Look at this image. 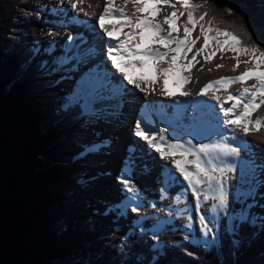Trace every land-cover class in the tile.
Masks as SVG:
<instances>
[{
	"label": "trees",
	"instance_id": "16d2710c",
	"mask_svg": "<svg viewBox=\"0 0 264 264\" xmlns=\"http://www.w3.org/2000/svg\"><path fill=\"white\" fill-rule=\"evenodd\" d=\"M36 1L0 0V42L14 10L40 9ZM194 2L202 5L197 14L208 13L205 21L215 17L222 30L264 48V0ZM34 55L24 40L0 47V264L67 262L73 253L86 256L82 264H264V254L257 253L258 224L240 228V235L250 239L245 246H234L224 231L220 245L175 240L159 253L150 249L157 237L138 231L137 237L126 234L117 242V254L110 256L107 248L98 247L99 253L91 256L90 245L97 241L85 242L83 237L100 221L88 215L79 189H63L80 184L87 172L75 159L87 117L78 110H62L65 98L52 93L54 82L39 68V61L32 65ZM252 116L264 117V105Z\"/></svg>",
	"mask_w": 264,
	"mask_h": 264
},
{
	"label": "snow or ice",
	"instance_id": "6c2138e0",
	"mask_svg": "<svg viewBox=\"0 0 264 264\" xmlns=\"http://www.w3.org/2000/svg\"><path fill=\"white\" fill-rule=\"evenodd\" d=\"M79 2H82V0H75V2L74 0H68L73 10H78ZM128 2L129 0H125V5ZM131 2L134 11L128 12L125 11L124 7H115L113 0H107L98 21L103 33L109 37L107 56L112 59L114 66L121 73H124V79L127 80L128 84L134 85L140 91H146L147 89L142 87L145 81L143 79H132L125 69L137 66L140 68L149 67L164 81L165 87L161 94L172 95L166 89L167 77L169 74L176 72L182 83H189L191 77L183 73L189 72L195 66L193 62L199 63L197 56L203 55L204 60L210 62L217 51H232L237 53L235 57L236 65L239 66L242 62L240 54H243L249 58L243 62L254 64V67L247 68L238 76L222 77L209 82L201 89L200 95L207 94L209 89L216 86H222L227 91L231 84L241 83L244 86L238 93L227 95V101H233L228 107L224 106L225 102L221 100L219 95L213 96V99L220 102V108L225 117L220 123L222 126H227L233 130H241L245 134L264 127V117L253 119L252 116L264 105V48H261L255 41L251 44L243 43L242 38H238L239 33L222 30L214 23L215 17L205 21L208 13L197 14L202 5L195 3L194 0H179V8L171 0H131ZM160 5H168L176 9L170 15L165 16L163 22L155 19L161 11ZM79 10L82 11V9ZM227 11L229 14L232 13V9ZM143 12H147V14L141 15ZM185 13L187 14L186 22L178 24ZM85 15L87 14L85 13ZM116 17L127 21L120 27L128 28V31L123 34L124 39H117L115 43H112L114 32L105 26L104 21L107 18ZM164 25H167V28ZM197 25H199L200 36L193 38V32ZM181 29L183 31L182 37L179 35ZM213 32L215 34L210 36L209 33ZM201 37H203V45L189 59V53L193 52ZM220 37H225V39L221 40ZM249 37H251L250 33ZM73 40V36L68 37L69 42ZM210 40L214 41L216 45V48L211 51H209ZM229 40L232 42H229ZM114 49H119L115 55L113 54ZM71 50L72 46L70 45L67 51L71 52ZM94 53L95 49L91 47L84 50L78 49L72 55H68L66 52L63 58L56 59L57 67L53 68L52 71H58L72 61L76 62L73 65V69H75L77 65L90 59ZM117 57H120V59H117ZM125 57L129 59L127 64L122 63ZM185 61L187 62L185 63ZM217 67H222V65H217ZM233 71H235V68ZM249 80H254L255 83L249 85L246 83ZM147 83H155V77ZM216 90L219 91L220 88L216 87ZM121 92L122 89L119 86H114L107 75L97 68L82 75L77 87L65 97L61 108L65 112L78 110V114L82 118H99L102 112H106V108L98 107V105L115 98ZM180 95L188 96L190 93L182 91ZM112 114L115 115V112ZM134 135L140 137L151 149L159 153L161 159L180 157L173 160V167L183 175L184 181L190 187L195 197L196 209L199 211L204 201H213L210 207L212 219L218 220L221 214L227 217L228 226L226 231L228 233L236 235L244 224L255 226L258 221L261 227H264V216L254 214L251 211L255 206V201L253 200L252 203L247 202V199L255 195L254 186H250L245 193L241 191L239 185L227 183V181L233 179L229 176V173H236L237 168L234 164H226L224 160H221V157H239L241 152V148L229 143L227 137L214 143H193V140H186L182 143L183 138L175 136L172 140H169L167 129L157 130L143 117L135 121ZM108 143L109 141L84 143L81 146L79 155L82 158L92 155ZM189 157H193V159ZM132 164L133 161H126L125 168L121 171L119 177L124 190L132 194L125 196L121 215L133 204L135 206L131 207L132 212H138L140 207L138 203L140 190L135 186L130 172ZM225 164L226 166H221ZM190 165L194 166L192 170L189 168ZM249 168L253 170L260 168L264 171V164L257 165L255 160H250ZM260 183L264 184V181ZM205 185L206 187H203ZM233 191L235 192L234 196ZM233 200L238 203L243 202L244 206L238 212H234L232 209ZM176 201L177 203L180 202L179 196H177ZM261 207H264V205H261ZM189 220H191V217H189ZM199 221L206 236L209 232H213L215 226L210 227L211 221L205 213L201 212ZM186 227L191 229V223L187 224ZM185 238L187 239V237ZM215 242V237L211 241L205 240L206 244H214ZM232 243L234 246H239L238 240H233Z\"/></svg>",
	"mask_w": 264,
	"mask_h": 264
},
{
	"label": "bare ground",
	"instance_id": "6f19581e",
	"mask_svg": "<svg viewBox=\"0 0 264 264\" xmlns=\"http://www.w3.org/2000/svg\"><path fill=\"white\" fill-rule=\"evenodd\" d=\"M106 4L107 0H82V2L78 3V10H73L68 2H63L60 6L58 5L56 7L60 10L59 27L55 29L57 33L61 31V38L59 40L65 36L63 35L65 29H62L63 26L61 25L66 24V26L74 28V34L71 36L78 37V44H80V47L83 43L86 44V46L84 45L80 50L89 47L95 49L94 55L76 66L75 69H73L75 61L70 62V66V63H68L67 66L73 70L71 71L70 78L75 81V88L83 74L99 68L102 73L107 72V77L114 86H119L122 89L120 95L105 101L102 105H98V107L106 108V112H102L99 118H91L84 131L86 136L85 141H87V143L109 141V143L102 146L98 152L85 157L91 169L90 172H92V174L86 178L92 188L91 191L87 192V197L93 202L95 209L105 211L104 208L109 207L107 210H112V217L115 218L114 216H117L121 212L125 196L132 195L124 190L119 179L121 171L125 168V162L131 160L133 164L130 172L135 186L140 190L138 201L140 206L146 199V196L143 195L144 193L140 189V185L146 188L145 191L148 190L150 195H155L154 198L157 199V202L161 204V206H166L168 201L163 200L160 194L162 192L164 193V191H168L170 194V201L178 208L184 204L181 203L182 198L187 199L186 202L195 212V216L197 217L196 223L199 224L200 227L199 215L201 212L205 213V211H203L204 203L202 202L201 209L198 211L196 209L195 197L190 187H188L187 182L184 181L183 175L173 167V160L179 159L180 157L175 156L161 159L159 153L151 149L140 137L134 135V124L137 119L143 117L155 129H167L169 140H172L174 136L182 137V143L186 140H193V143H203L204 139H208V137L211 136L209 135L211 132V134L215 136L219 135V137H217L219 141L227 137L228 142H231L233 146L240 143L245 144L249 151V157L245 159L248 164L250 160H255L257 165L264 164V127L245 134L241 130H233L227 126H222L220 121L225 119V117L220 108V102L213 99L214 95H219L221 100L225 102L224 106L228 107L233 101H227V95L229 93H238L244 85L241 83H233L228 87L227 91H225L222 86H216L220 88L219 91L216 90V87H213L208 90L207 94L200 95L201 89L209 82L218 80L222 77L238 76L247 70V68L254 67V64H245L243 61H247L249 58L246 55L240 54V60L242 62L237 66L235 58L237 53L232 51H217L210 62H206L203 55L197 56L199 63L193 62L195 66L189 72L183 73L191 77L189 83H182L176 72L169 74L167 77L166 89L167 92L172 95L161 94L165 87L164 81L159 78L151 68L145 67L137 70H135V67L126 68L125 71L129 77L132 79H143L145 81L142 87L147 90L140 91L135 88L134 85L128 84L127 80L124 79V73H121L114 66L112 59L107 56L109 37L103 33L98 23L99 17L103 13ZM113 5L117 8L124 7L125 11L128 12L134 10L131 0H129L127 5H125V0H113ZM79 9H82V11ZM85 13L87 15H85ZM144 13H141V15H146V13ZM61 19H63V21H61ZM126 22V20H121L119 17L105 19V26L114 32L112 43H115L117 39H124L123 34L128 31V28H121L120 25ZM34 31H36L41 38L49 40V44H47L49 50L46 51L48 55L45 56L46 66L51 63L54 64L57 57L63 58L66 52L68 53V49H65V52L55 56V50L59 48L58 44H60L61 41L52 42V40L49 39L53 36V34H49L53 32L52 29L46 31L34 28ZM195 36H200V31H197ZM68 43L69 41L67 44ZM71 44L72 49H78L77 43L72 41ZM53 45L55 48L50 50ZM202 45L203 37L200 38L193 52L189 53V59ZM215 48V45L209 44V51ZM43 53L41 52V54ZM113 54L115 55L116 52L114 51ZM117 59H120V57H117ZM186 62L187 61H185V63ZM122 63H129L128 57H125ZM217 65H222V67L218 68ZM102 66L105 68L104 70H102ZM234 68L235 71H233ZM153 77H155V83H147V81L151 80ZM60 81H62V79ZM66 83L71 86V82ZM246 83L251 85L255 83V81L249 80ZM62 87H65V85H62ZM182 91H186L190 93V95L182 96L180 95ZM147 106L159 108L165 117L163 116L162 119L151 118L146 112ZM113 112H115V115L112 114ZM233 137H235V139H233ZM157 139H159V137H157ZM190 158L193 159V157ZM237 159L238 157H221V160H224L226 164H234L235 161L237 162ZM190 166L189 168L192 170L194 166ZM140 172H142V175H140ZM252 173L254 178L253 186L261 187V189L259 188L260 192H256V199L261 206L264 205V184L260 182L264 181V171L260 168H256ZM230 176L233 177L230 183L232 185H239L238 175L236 173H231ZM177 196L180 197L179 203L176 201ZM260 196L262 197L259 199ZM113 206L116 207L114 210L112 209ZM132 206H135V204L129 206L124 213L127 215H122L121 221L126 226L125 229L129 228V223L135 221V223L139 222L140 224L142 220L138 212L131 211ZM256 207L257 206L254 207L255 210L260 211L264 216V207H257V209ZM171 210V208L168 209V211ZM172 217L173 215L171 212L169 217L162 219L163 221L160 219L154 221L150 225V229L157 233L158 231H165V228L173 225ZM183 218H181L179 222H181ZM136 220L138 221L136 222ZM226 221H228V218ZM104 226L108 227L109 223H105Z\"/></svg>",
	"mask_w": 264,
	"mask_h": 264
},
{
	"label": "rangeland",
	"instance_id": "374dc122",
	"mask_svg": "<svg viewBox=\"0 0 264 264\" xmlns=\"http://www.w3.org/2000/svg\"><path fill=\"white\" fill-rule=\"evenodd\" d=\"M63 2H68V0H63ZM61 0V3H63ZM171 2L173 4L177 5V8L180 7L179 4V0H171ZM60 0H39L36 1V4L41 5L40 9L34 8V7H18L17 9H15V16L11 19V24H9V26L6 27V32H4V40H1L0 42V47H2V49L7 48L11 42L19 41V40H24L27 45H29L30 47L32 46L34 48L35 51V55H34V61L32 62V65H35V63L37 61H39L41 64H39V68H42V71L47 73L48 72V76L49 79L51 81L54 82L53 85V89H52V93L55 95V97L57 96H61L62 98H65L68 94L71 93V90L74 89V84L75 82L70 78L71 72H70V68L69 66L71 65V63L69 64V66L65 65L63 68L61 69H67L65 70V74H63V71L60 70L58 71H52L53 68L57 67L56 62L54 64H50L48 66H46V62H45V56H47L48 52H46L47 50H49L47 47L49 44V40L46 38H41L36 31H34V28L40 29V30H49L52 29L53 32L49 33V34H53V36H51L49 39L52 40V42L54 41H61L59 45V48L61 47L62 43H66L68 42V37L71 36L72 34H74V28L71 26H66V24H63L61 26H63L62 29H65V32L63 35H65L61 40H59L61 38V31H59V33H57L55 31V29L57 27H59L58 21L60 20L59 18V8H56L58 5H61ZM161 7V11L160 13L155 17V19H157L160 22H163V19L165 16L170 15L173 11H176V9L168 6V5H160ZM35 12V13H39V17H30V14H32L31 12ZM38 11V12H37ZM134 11V10H133ZM58 12V13H57ZM144 13V12H143ZM147 14V12H145ZM144 13V14H145ZM179 15V13H178ZM186 15V13H185ZM185 15L182 16L180 18V20L178 21V24H183L184 22H186ZM61 21H63V19H61ZM165 28H167V25H164ZM61 30V29H60ZM200 31L199 30V26L196 27L195 31L193 32V38H195L196 36V32ZM215 33H209V35H214ZM175 35V33H174ZM179 35L182 37L183 36V31L181 29ZM67 39V40H66ZM221 40H224L225 37H220ZM50 40V41H51ZM65 41V42H64ZM199 42V41H198ZM197 42V43H198ZM229 42H232L231 40H229ZM210 45H215L214 41H209ZM196 46V45H195ZM216 46V45H215ZM227 47V46H225ZM55 50V56L61 54L60 52H58L59 50ZM38 51V53H37ZM41 52L43 54H41ZM54 52V51H53ZM40 53V54H39ZM58 58V57H57ZM44 66V67H43ZM67 66V67H66ZM75 73V72H74ZM61 76V77H60ZM78 77V76H77ZM62 79V81H60ZM65 82V83H64ZM66 82H71V86L70 84L68 85ZM67 84V85H66ZM62 85H65V87H62ZM91 118H86L85 121V126L82 129V131H80V139L81 142L85 143L87 141L86 140V136H85V130L86 127L88 125V123L90 122ZM263 128V127H260ZM239 131V130H238ZM217 137H219V135L215 136L214 134H211V136L208 137V139H204L203 143H214L216 142ZM217 141H219L217 139ZM231 143V142H229ZM247 157H249V151L248 149L241 150L240 155L237 159V162H234V166L237 168V172L236 174L238 175V184L240 186V189L242 192H247L248 188L250 186H253L254 183V178H253V173H252V169L249 168V164L247 163V161L245 159H247ZM190 158V157H189ZM78 162H80L81 164L85 165L86 171L85 174L82 176L80 184L78 183V185H70V186H64L63 189L65 192L67 191H76L77 189H79L82 193V202L84 203L85 206H87V213L89 216H91V218H97L100 222L98 223V225H95L92 230L90 229V231H87L85 233V236L83 237V240L85 242H89L90 240H96V246L90 245V249L89 253L91 256L96 255L97 253H99V248L98 247H105L107 248V250L109 251V255H115L117 254V242H119L121 240V238L124 236V234L129 233L130 235H132L133 237H135L134 235L136 234V230L137 229H141L143 231H145L147 233V231L149 230L150 226L149 224L153 223V221L159 220V219H164L169 217V214L172 212V223L173 225L171 227H167L165 229V231L158 233V234H152L154 236L159 237V239H162L166 242H170L175 239H181V238H185L186 236H192V235H198L201 238V243H205V240H209L211 241L214 237L216 239V243H219V238H218V233L219 230H221L222 226H224V228H227L228 226V221H226L227 217H224L223 214H221L220 218L217 219H212V213L210 212V207L211 204L213 203V201L209 200V201H204V205H203V211L206 212V215L208 216L209 220L211 221V225L215 226L213 232H209L207 234V236L205 235V233L202 230V226L199 224H197V217L195 216V212L190 208V206L188 205V203L186 202L187 199L186 198H182L181 203H184L183 206L181 205V207H177L175 204H172V202L170 201V194L168 191H164V193L162 192L161 198L165 201H168V203L166 204V206H161V204H159L157 202V199L154 198L155 195H150V192L148 190L145 191L146 188H144L143 186H141L140 184V189L143 191V195L146 196L145 202L143 204H141V206L139 207V211H138V215L139 217H142L141 223H135L131 222L129 223V228L125 229L126 226L122 223L121 219H122V215L125 216L127 214H118L117 216H114L115 218L112 217V210H107L109 207H105L104 210L107 212L105 213V211H102L100 209H95L93 202H91L88 197H87V192L91 191V186L88 182L87 176H90V174H92V172H90V167L88 165V161L87 159L84 157L82 158L80 155L75 158ZM191 159V158H190ZM219 163V161H217ZM248 164V165H246ZM190 167H193L192 165ZM89 174V175H88ZM140 175H142V172H140ZM139 175V176H140ZM231 175V173H229V176ZM139 182V181H138ZM231 180L227 181V183H229L230 185H232ZM203 187H206L203 186ZM261 187H254V191H255V195L252 198L247 199L248 203H252L254 199L255 202V206L257 207H261L259 204V201H257V193L260 192ZM264 189V188H263ZM257 192V193H256ZM235 195V192L233 191V196ZM262 196L259 197V199ZM152 198V199H151ZM230 199H232V197H230ZM170 202V203H169ZM153 205H155L153 207ZM243 202H235L233 200L232 202V209L234 212H238L241 207H243ZM254 206V207H255ZM165 207V208H164ZM167 207V208H166ZM171 208V211H168L169 208ZM252 208V213L254 214H259L261 216H263L260 211L255 210V208ZM256 207V209H257ZM101 208V207H99ZM116 207L113 206L112 209L114 210ZM174 208V209H173ZM184 215V218H183ZM140 217V218H141ZM189 217H191V220H189ZM183 218V220L181 222L180 219ZM187 218V219H186ZM85 217H83L80 222L84 221ZM140 220V219H139ZM138 220H136L137 222ZM163 221V220H161ZM108 224V227H105L104 224ZM157 223V222H155ZM182 223V224H181ZM191 223L192 227L191 229L187 228L186 225ZM259 223V221H258ZM111 225V226H110ZM79 226V225H78ZM260 234L258 237V243H257V252H262L264 253V227H261L260 223ZM138 227V228H137ZM201 229V230H200ZM200 230V231H199ZM150 233V232H149ZM235 237H237L236 235H234ZM82 240V241H83ZM90 241V243H91ZM85 257H81V255H79L78 253H73L70 254L67 258V262H64L62 260H57L52 264H82L83 262L85 263Z\"/></svg>",
	"mask_w": 264,
	"mask_h": 264
}]
</instances>
